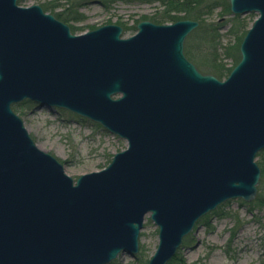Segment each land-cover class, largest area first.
I'll list each match as a JSON object with an SVG mask.
<instances>
[{
	"label": "water",
	"instance_id": "obj_1",
	"mask_svg": "<svg viewBox=\"0 0 264 264\" xmlns=\"http://www.w3.org/2000/svg\"><path fill=\"white\" fill-rule=\"evenodd\" d=\"M223 79L184 54L193 19L104 24L82 33L38 4L0 0V264H108L134 255L146 215L147 264H167L206 213L252 201L264 148V0ZM29 99L99 123L127 147L73 179L39 148L12 104Z\"/></svg>",
	"mask_w": 264,
	"mask_h": 264
},
{
	"label": "rangeland",
	"instance_id": "obj_2",
	"mask_svg": "<svg viewBox=\"0 0 264 264\" xmlns=\"http://www.w3.org/2000/svg\"><path fill=\"white\" fill-rule=\"evenodd\" d=\"M164 1L166 3L168 0H112L106 4L99 0H17V4H38L41 7L45 4L53 5L54 12L61 13L66 8L63 15L68 21L65 23L77 27L75 34L110 23L120 25L121 36L128 37L137 31L139 21L149 20L148 16L154 14H163L168 9L167 5L162 4ZM225 2L189 0L186 7L196 18L193 20L198 22L195 29H199L190 36V41L195 45V50H190L192 56L186 48L184 54L203 73L213 74L210 71L213 67L232 65L237 55L238 36L248 30L257 16L256 12L233 14L230 9L226 11ZM174 13L170 11L171 15ZM12 109L23 121L35 144L55 156L63 164L65 173L73 179L104 168L116 152L127 147L125 139L106 130L99 123L63 108H47L37 102L23 100L13 103ZM255 161L260 168V191L257 190L255 198L250 202L241 198L229 199L202 216L183 238L181 246L172 257L177 256L181 260L172 264L264 262V177L260 167L262 163L264 165V149L257 153ZM260 192L261 196L258 194ZM157 243L158 228L146 215L139 233L138 251L134 255L120 251L108 264H147ZM172 259L168 261L169 264Z\"/></svg>",
	"mask_w": 264,
	"mask_h": 264
},
{
	"label": "trees",
	"instance_id": "obj_3",
	"mask_svg": "<svg viewBox=\"0 0 264 264\" xmlns=\"http://www.w3.org/2000/svg\"><path fill=\"white\" fill-rule=\"evenodd\" d=\"M19 1H22V0H19ZM101 3L103 4H106L107 2H111L112 0H99ZM227 2H225L224 4V7H225V10L226 11H229L230 7H229V4H228V0H226ZM181 2L180 5H178L179 3ZM189 0H168L166 3L164 1V3H162L163 5H167L166 8H168L163 14H159V15H152V16H148V19L153 21V22H156V23H164V22H173V21H176V20H179V19H183V18H191V19H196L193 14H192V11L189 9V8H186L187 7V4H188ZM172 5V7H171ZM178 5V6H177ZM69 6V5H68ZM177 6V7H176ZM42 8L44 9V11H48V12H51L54 14V16L61 20V21H68L66 19V17L63 15V13H65V11H67L66 8L63 9V13L61 12H54V9L55 7L53 5H48V4H45V5H42ZM68 8V7H67ZM173 11L175 12L174 14H170V11ZM183 13V14H182ZM78 15V13H77ZM162 15V16H161ZM236 17V16H235ZM71 28V31L74 32V30L76 31V28L75 26L73 27H70ZM199 28L195 29L193 32L189 33V37H187V40H186V47L184 46V48H186L187 52L189 53V55H191L190 53V50L194 49L195 50V45H193V41H190L191 39V34L196 32ZM212 30V29H211ZM207 33V32H206ZM246 33V30L238 36L237 38V42H236V47H237V55L235 56V58L233 59L232 61V65H230L229 67H213L212 70L210 71H213L212 73L215 74L218 78H223L225 76L228 75V73L230 72V70L232 69V67L239 61L240 59V52H238V48H239V45H240V42L244 36V34ZM192 56V55H191ZM226 73V74H224ZM224 75V76H223ZM27 102H29V100H25ZM48 108V107H47ZM57 108V107H56ZM263 150V149H262ZM261 175L264 177V165L263 163L261 164ZM259 185L258 186V191L259 190V187H260V182L258 183ZM260 196H261V192L258 193ZM259 201V199L257 200ZM180 261L181 259H179L177 256H175L170 264H172L174 261ZM264 261V260H263ZM169 264V262H168ZM180 264V263H179ZM181 264H186V263H181ZM260 264H264V262H261Z\"/></svg>",
	"mask_w": 264,
	"mask_h": 264
}]
</instances>
